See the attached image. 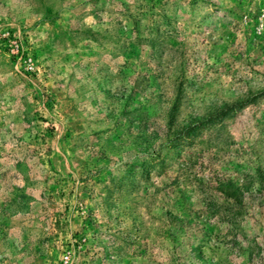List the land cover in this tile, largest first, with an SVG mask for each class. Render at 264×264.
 I'll use <instances>...</instances> for the list:
<instances>
[{
	"label": "rangeland",
	"instance_id": "rangeland-1",
	"mask_svg": "<svg viewBox=\"0 0 264 264\" xmlns=\"http://www.w3.org/2000/svg\"><path fill=\"white\" fill-rule=\"evenodd\" d=\"M259 171L264 0H0V264H264Z\"/></svg>",
	"mask_w": 264,
	"mask_h": 264
},
{
	"label": "trees",
	"instance_id": "trees-1",
	"mask_svg": "<svg viewBox=\"0 0 264 264\" xmlns=\"http://www.w3.org/2000/svg\"><path fill=\"white\" fill-rule=\"evenodd\" d=\"M177 84V83H176ZM182 82H178V86H179V90H182L180 88V86H182ZM179 96L176 97L175 102L173 104V106H176L177 103L179 102ZM251 99H247L246 102H237L235 104H232L230 106H224L221 110H219L218 112L207 116L203 119H198L195 121H192L190 123H188L187 126L183 127L180 131L172 133L171 128H169V132L167 131L165 137L168 138L167 142L164 144L165 150H174L178 147H181V144L183 143V141H186V139H189L190 137H192L193 135L199 133V131L205 127H209L213 124H218L222 121L225 120V118L227 116L233 115L235 111H238L240 109H242L244 107V105H246L247 103H250ZM159 152H155V156L157 159H159L158 156ZM148 157L151 155H147ZM141 158H135L133 159L132 163L134 165H136L137 160L142 159ZM146 158H143V166H146L147 164V160H145ZM181 167L179 168L180 170L182 168H184V171L187 169L186 167H184V163H182V165H180ZM161 169H163V166H161ZM259 177L260 180H262L261 183L264 182V175H263V171L261 173V171H259V173L257 175H255V177H252L249 179V185L253 184V178ZM176 180V179H175ZM245 181V180H244ZM199 183H203L202 181H199ZM216 190L219 191L218 193L223 194L228 202L231 205L225 206L224 207V212L226 213V217H228V221L231 222V224L233 223V219H236L238 216H241L242 213L240 210H234V203L237 205H241V199H243L244 193H246V184L247 182H243L242 184H240L239 182H235L232 179H226V180H222V179H218L216 182ZM260 192V191H258ZM240 199V200H239ZM230 201V202H229ZM231 201H234V203H232ZM220 206H216L213 209L208 208L209 214L210 216H214L216 214L219 213L220 211ZM209 216V215H208ZM175 219V218H174ZM183 220H181L182 222ZM184 222V221H183ZM207 238V237H206ZM194 251H197V255L198 257L201 256L200 252V248H195Z\"/></svg>",
	"mask_w": 264,
	"mask_h": 264
}]
</instances>
